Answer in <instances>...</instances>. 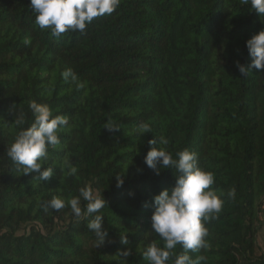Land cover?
I'll list each match as a JSON object with an SVG mask.
<instances>
[{
	"label": "trees",
	"instance_id": "trees-1",
	"mask_svg": "<svg viewBox=\"0 0 264 264\" xmlns=\"http://www.w3.org/2000/svg\"><path fill=\"white\" fill-rule=\"evenodd\" d=\"M246 7L240 0H121L83 33L55 38L35 23L30 0H0V264H148L146 246L163 243L151 231L153 196L175 185L173 168L157 175L144 160L158 147L148 141L159 136L175 159L196 152L218 193L236 190L206 224L210 247L189 254L204 255L206 264H264L256 241L264 72L244 77L237 67L251 63L246 41L264 29V17ZM67 68L82 88L62 78ZM33 100L68 118L61 143L48 150L44 166L54 175L46 181L22 174L7 155L33 122ZM109 122L120 129L109 131ZM144 124L152 131L138 136ZM86 185L108 204L100 213L107 236L97 247L87 227L95 214L44 210L53 197L67 202ZM126 248L131 255L122 260Z\"/></svg>",
	"mask_w": 264,
	"mask_h": 264
},
{
	"label": "clouds",
	"instance_id": "clouds-1",
	"mask_svg": "<svg viewBox=\"0 0 264 264\" xmlns=\"http://www.w3.org/2000/svg\"><path fill=\"white\" fill-rule=\"evenodd\" d=\"M121 4V0H30V6L35 13V23L41 30H48L52 37L60 38L66 32L83 33L86 27L97 17L111 15ZM240 4L255 11L259 17H264V0H240ZM264 21V19H261ZM246 47L251 57L248 65L237 62V67L246 77L253 69L257 73L264 72V29L253 34L247 41ZM65 81H71L77 88L84 85L79 81L77 73L72 68H67L62 73ZM29 107L33 114V122L27 128L19 131L14 142L10 145L7 155L18 166L22 174L36 173L40 181H46L54 175L51 167H45L48 159V150L61 143L59 133L68 125V118L63 115H53V110L43 103L31 101ZM19 127L25 124L23 114L15 118ZM109 131L120 129L113 124L106 123ZM152 131L150 126L144 124L140 134ZM152 147L144 157L146 165L153 169L157 175L164 169L175 170V185L164 188L154 194L151 215V231L157 234L163 242L149 243L142 252V257L148 264H206L207 258L198 255L193 258L190 252H199L210 247L207 237L209 230L206 224L218 218L222 212L225 200H234L235 188L226 193H219L213 189L215 174L205 170L199 165L197 153L187 149L178 152V159L173 158L167 151L169 141L159 136L148 141ZM77 168L70 166L69 174H75ZM123 174L117 175V186H122ZM81 197L86 201L81 206ZM108 206L103 194L94 191L91 186L82 187L79 196H74L67 202L53 197L44 205V210L60 211L69 206L72 214L78 218L93 216L88 222V229L95 234L96 247L103 244L107 230L103 228L104 216L101 210ZM122 244L127 245V236L120 235ZM177 245L183 249L177 253ZM131 255V249H124L120 254L122 260Z\"/></svg>",
	"mask_w": 264,
	"mask_h": 264
},
{
	"label": "rangeland",
	"instance_id": "rangeland-1",
	"mask_svg": "<svg viewBox=\"0 0 264 264\" xmlns=\"http://www.w3.org/2000/svg\"><path fill=\"white\" fill-rule=\"evenodd\" d=\"M260 220L257 223V247H258V253L264 252V199L261 203V208H260Z\"/></svg>",
	"mask_w": 264,
	"mask_h": 264
},
{
	"label": "crops",
	"instance_id": "crops-1",
	"mask_svg": "<svg viewBox=\"0 0 264 264\" xmlns=\"http://www.w3.org/2000/svg\"><path fill=\"white\" fill-rule=\"evenodd\" d=\"M261 213V212H260Z\"/></svg>",
	"mask_w": 264,
	"mask_h": 264
}]
</instances>
